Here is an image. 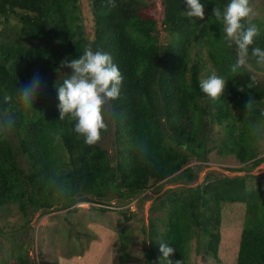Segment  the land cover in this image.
<instances>
[{"label":"trees","instance_id":"16d2710c","mask_svg":"<svg viewBox=\"0 0 264 264\" xmlns=\"http://www.w3.org/2000/svg\"><path fill=\"white\" fill-rule=\"evenodd\" d=\"M227 2L203 0L205 16L193 23L185 0L158 1L160 18L155 0H0V210L13 204L27 216L87 201L105 211L110 196L125 203L153 185L148 226L140 231L148 241L144 263L162 264L160 244L167 242L173 264H191L194 239L197 253L218 261L222 205L243 202L235 264H264L261 183L247 174L207 173L192 184L213 153L252 166L264 161V81L257 75L264 65L250 57L233 67L236 48L213 13ZM253 22L261 27L256 45L264 47V25ZM86 47L111 53L124 77L119 97L103 105L108 127L95 144L57 108L56 84L71 73L61 62ZM213 71L228 79L221 98L199 87ZM37 77L31 109L18 91ZM166 181L182 184L154 188ZM132 239L119 229L117 264L127 260Z\"/></svg>","mask_w":264,"mask_h":264},{"label":"rangeland","instance_id":"374dc122","mask_svg":"<svg viewBox=\"0 0 264 264\" xmlns=\"http://www.w3.org/2000/svg\"><path fill=\"white\" fill-rule=\"evenodd\" d=\"M160 2V0H158ZM154 9L156 17L162 16V6L158 3ZM258 13L253 19H260L264 25V0H250ZM84 8L85 2L81 3ZM11 19V22H16ZM3 24L0 31L3 32ZM9 31V28H7ZM4 37V36H3ZM5 38V37H4ZM264 81V74L258 72ZM112 132L106 136L110 144ZM259 156H264V141L258 144ZM205 166H200L192 184L202 181L208 174L249 175L251 183L259 182L264 188V161L256 165L239 163L231 155L211 154ZM191 165L200 164L192 161ZM243 170H232L239 168ZM181 182L166 181L157 183L154 188L159 192L180 186ZM153 185L149 186L137 199L120 203L116 198H108L109 206L105 211L96 209L98 203L79 202L67 209H53L49 213L41 210L23 215L16 205L9 204L0 210V264H117L120 260L118 231L123 228L134 239L126 248L128 256L124 264H145L144 249L148 241L143 240L142 224L148 226L149 208L152 203ZM136 202V203H135ZM142 204V208H138ZM126 209V211H121ZM245 215L243 202L224 203L221 210L220 242L218 261L208 254L197 253L198 243L193 240L190 253L191 264H235L240 233ZM79 254V255H78ZM22 256V260L19 257Z\"/></svg>","mask_w":264,"mask_h":264},{"label":"clouds","instance_id":"9594fccd","mask_svg":"<svg viewBox=\"0 0 264 264\" xmlns=\"http://www.w3.org/2000/svg\"><path fill=\"white\" fill-rule=\"evenodd\" d=\"M185 3L187 8L184 15L193 23V18H204L203 0H185ZM213 13L223 22L228 45L236 48L237 58L233 67L246 66L250 57L255 59L257 65H264V47L256 45V40L261 36V27L253 22L258 13L250 0H228L223 9L215 7ZM61 63L67 65L71 73L56 84L59 118L67 116L75 120V132L83 136L85 143L95 144L100 140L102 131L108 127L103 105L107 100L119 97L124 77L111 53L93 50L91 47H86L77 58L65 59ZM227 80L213 71L200 80L199 87L210 98H221ZM38 88L37 77L18 91L26 107L34 109ZM64 192L61 189V194ZM160 251L163 254L162 264H173L169 256L174 248L163 242L160 244ZM175 264H180L179 260Z\"/></svg>","mask_w":264,"mask_h":264}]
</instances>
